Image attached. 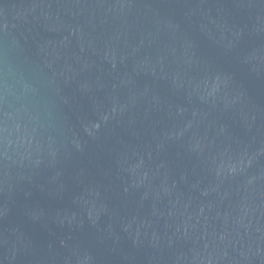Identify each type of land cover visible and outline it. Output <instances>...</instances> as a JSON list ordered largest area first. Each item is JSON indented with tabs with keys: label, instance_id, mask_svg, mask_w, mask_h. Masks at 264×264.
Here are the masks:
<instances>
[{
	"label": "water",
	"instance_id": "water-1",
	"mask_svg": "<svg viewBox=\"0 0 264 264\" xmlns=\"http://www.w3.org/2000/svg\"><path fill=\"white\" fill-rule=\"evenodd\" d=\"M0 264H264V0H0Z\"/></svg>",
	"mask_w": 264,
	"mask_h": 264
}]
</instances>
